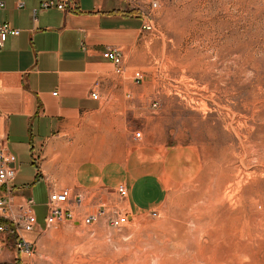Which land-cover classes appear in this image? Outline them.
I'll use <instances>...</instances> for the list:
<instances>
[{"label":"rangeland","instance_id":"rangeland-1","mask_svg":"<svg viewBox=\"0 0 264 264\" xmlns=\"http://www.w3.org/2000/svg\"><path fill=\"white\" fill-rule=\"evenodd\" d=\"M153 23L110 80L125 88L123 141L140 176L125 169L100 204L86 200L128 220L47 222L31 164L16 181L39 219L23 231L25 264H264V0H169ZM133 181L138 206L130 187L115 192Z\"/></svg>","mask_w":264,"mask_h":264},{"label":"crops","instance_id":"crops-1","mask_svg":"<svg viewBox=\"0 0 264 264\" xmlns=\"http://www.w3.org/2000/svg\"><path fill=\"white\" fill-rule=\"evenodd\" d=\"M4 1L1 19L20 30L0 50V144L16 156L12 200L34 199L27 183L16 182L27 180L20 172L32 164L47 191H83L98 204L125 169L140 176L123 141L125 88L110 81L114 64L102 52L134 46L145 32L142 20L123 0H76V12L43 10L42 0ZM124 184L137 205L134 181ZM26 257L7 251L0 264H25Z\"/></svg>","mask_w":264,"mask_h":264},{"label":"built area","instance_id":"built-area-1","mask_svg":"<svg viewBox=\"0 0 264 264\" xmlns=\"http://www.w3.org/2000/svg\"><path fill=\"white\" fill-rule=\"evenodd\" d=\"M131 6L133 11L142 20V29L152 31L154 28V13L169 0H123ZM6 3L0 0V50L4 46L7 36H16L20 30L13 28L8 22L1 19V12ZM39 7L43 10L58 9L67 12H76L79 6L76 0H42ZM102 56L114 64L115 73L124 71V52L114 47L107 48ZM143 73L136 70L132 79L135 84L143 81ZM92 97L97 99L98 94L92 92ZM140 131H136L134 138L139 139ZM16 156L10 152L5 144H0V256L11 251L15 254L30 256L34 253V244L23 236V231H33L37 225L35 211L36 203L32 197H26L19 203L12 200L13 187L11 182L16 176ZM127 186L120 185L116 194L120 199L127 196ZM87 195L83 191L73 192L70 188L50 189L46 200L45 220H74L77 216L87 222L94 221L98 217L114 227L119 228L128 220V214L123 212V207L113 205L106 207L101 204L97 209L86 208ZM100 204V203H99Z\"/></svg>","mask_w":264,"mask_h":264},{"label":"bare ground","instance_id":"bare-ground-1","mask_svg":"<svg viewBox=\"0 0 264 264\" xmlns=\"http://www.w3.org/2000/svg\"><path fill=\"white\" fill-rule=\"evenodd\" d=\"M109 144H110V143H109ZM109 144H108V145H109ZM108 147H109V146H108ZM110 147H111V146H110ZM109 150H111V148H110ZM80 153H82V151H81ZM119 153H120V152H119ZM82 154H83V153H82ZM109 154H110V151H109ZM75 155H77V154H75ZM78 156H80V155H78ZM73 157H75V156H73ZM85 158H86V157H85ZM62 160H63V159H62ZM62 160H61V161H62Z\"/></svg>","mask_w":264,"mask_h":264}]
</instances>
